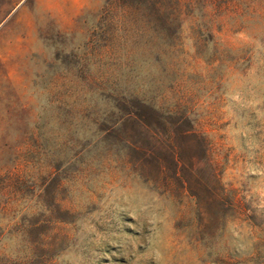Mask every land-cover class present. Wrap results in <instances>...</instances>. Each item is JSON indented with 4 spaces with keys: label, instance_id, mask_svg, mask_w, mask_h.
I'll return each mask as SVG.
<instances>
[{
    "label": "rangeland",
    "instance_id": "obj_1",
    "mask_svg": "<svg viewBox=\"0 0 264 264\" xmlns=\"http://www.w3.org/2000/svg\"><path fill=\"white\" fill-rule=\"evenodd\" d=\"M107 1L0 0V264H264V15L197 0L177 78L88 120ZM213 38L252 49L220 64Z\"/></svg>",
    "mask_w": 264,
    "mask_h": 264
},
{
    "label": "trees",
    "instance_id": "obj_2",
    "mask_svg": "<svg viewBox=\"0 0 264 264\" xmlns=\"http://www.w3.org/2000/svg\"><path fill=\"white\" fill-rule=\"evenodd\" d=\"M247 4V13L235 14L234 27L246 28L260 23L263 18L264 0H238ZM197 0H108L96 34L86 45V73L82 80L87 94L86 112L96 111L102 100L110 103L114 97L120 102L131 100L149 104L152 101L153 83L151 74L155 69L161 75L176 77L183 52V28L190 22L191 30L200 29L193 14ZM243 25V26H242ZM246 30H249L246 28ZM251 31V30H250ZM200 32V31H199ZM254 39L264 37L262 31H251ZM213 37V35H212ZM215 62H227V55H237L248 48H234L213 38ZM200 54V53H199ZM202 56V55H201ZM154 68V69H153ZM73 82H76L73 81ZM177 81L170 87L173 90ZM101 101V102H100ZM89 121L90 130L97 132L100 119L96 116ZM97 130V131H96ZM74 153L81 145L72 143ZM82 148V146H81ZM84 149L86 147H83ZM80 153V152H79ZM72 162L78 163V154Z\"/></svg>",
    "mask_w": 264,
    "mask_h": 264
},
{
    "label": "crops",
    "instance_id": "obj_3",
    "mask_svg": "<svg viewBox=\"0 0 264 264\" xmlns=\"http://www.w3.org/2000/svg\"><path fill=\"white\" fill-rule=\"evenodd\" d=\"M7 17H8V13L6 12V13L4 14V18H2V16H1V11H0V29H1L2 26H3L4 19H6Z\"/></svg>",
    "mask_w": 264,
    "mask_h": 264
}]
</instances>
